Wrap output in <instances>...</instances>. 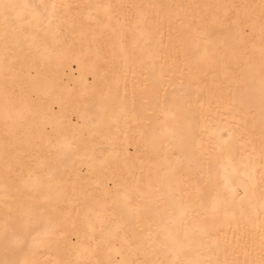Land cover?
<instances>
[{"label":"bare ground","instance_id":"bare-ground-1","mask_svg":"<svg viewBox=\"0 0 264 264\" xmlns=\"http://www.w3.org/2000/svg\"><path fill=\"white\" fill-rule=\"evenodd\" d=\"M0 264H264V0H0Z\"/></svg>","mask_w":264,"mask_h":264}]
</instances>
